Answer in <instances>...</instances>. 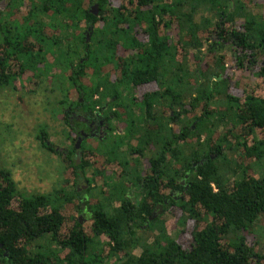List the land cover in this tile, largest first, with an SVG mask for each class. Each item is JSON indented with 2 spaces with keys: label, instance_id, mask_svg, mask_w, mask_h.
Returning <instances> with one entry per match:
<instances>
[{
  "label": "trees",
  "instance_id": "16d2710c",
  "mask_svg": "<svg viewBox=\"0 0 264 264\" xmlns=\"http://www.w3.org/2000/svg\"><path fill=\"white\" fill-rule=\"evenodd\" d=\"M94 2L97 17L86 0L26 6L25 28L29 16L50 17L42 26L52 29L57 68L37 66L47 56L42 27L29 30L35 40H21L13 36L18 22L0 19V91L15 90L30 70L47 97L58 93L50 113L61 131L43 123L34 139L64 172L49 192L27 195L0 166V264H264L251 237L264 229V173H254L264 168V15L241 0ZM79 13L93 31L88 43L78 38L80 51L75 42L65 52L62 29L78 30ZM236 71L250 80L234 79ZM96 109L120 134L108 130L96 148L88 137L76 150L86 126L71 116ZM146 150L152 170L142 177ZM156 205L162 211L152 217ZM84 208L89 231L79 219ZM168 211L182 227L174 236L162 221ZM151 226L159 233L136 247L137 232Z\"/></svg>",
  "mask_w": 264,
  "mask_h": 264
},
{
  "label": "rangeland",
  "instance_id": "374dc122",
  "mask_svg": "<svg viewBox=\"0 0 264 264\" xmlns=\"http://www.w3.org/2000/svg\"><path fill=\"white\" fill-rule=\"evenodd\" d=\"M250 9H254L251 13H258L264 15V0H241ZM254 4V5H253ZM256 5V6H255ZM264 20V17H263ZM53 71L50 69L47 75H52ZM242 77L243 80H250V76L246 73L234 72L233 78L237 76ZM37 77V71L27 70L22 77L17 79L15 90L7 88L0 91V166L9 168L12 173V178L16 182L17 187L25 192L24 194L31 195L36 193H46L54 188L58 182L63 180L64 175L60 172V161L54 155H47L40 151L37 141L34 139L37 129L43 125L48 124L49 132H53L55 128L58 133L61 131L59 117L53 118L51 115L53 98L59 97L58 93L46 96L47 94L38 86L41 82ZM240 79V78H239ZM45 81V80H44ZM47 81L44 82V84ZM47 85V84H46ZM43 86V84H42ZM44 94V99H42ZM46 102L48 105L46 106ZM224 128H220V132H224ZM50 139L55 144L64 149L68 147V142L60 135L52 134ZM86 145L94 148V139L86 140ZM62 171V170H61ZM255 176L264 173V168H257ZM98 187V186H97ZM95 195H97L95 193ZM16 205V203H13ZM71 212L76 209L74 205H69ZM85 210V208H84ZM78 216V214L76 213ZM80 215V214H79ZM82 226L89 231L91 222L89 220L90 213L82 214ZM179 219L171 212L165 215L162 220L166 232L171 236L182 229ZM161 221V222H162ZM158 222L156 226L162 227V223ZM189 223V221H188ZM149 227L146 230L137 232L135 239V246L138 247L146 239H152L157 235L158 228ZM253 234V235H252ZM186 233H179L178 237L181 240L186 239ZM255 249L258 252L264 251V229L255 227L251 233ZM106 239L103 237V240ZM102 242V243H103ZM105 254L108 250L103 247ZM134 255H138L140 249L135 248ZM108 264H114V258L108 260Z\"/></svg>",
  "mask_w": 264,
  "mask_h": 264
},
{
  "label": "flooded vegetation",
  "instance_id": "af4514ba",
  "mask_svg": "<svg viewBox=\"0 0 264 264\" xmlns=\"http://www.w3.org/2000/svg\"><path fill=\"white\" fill-rule=\"evenodd\" d=\"M33 1H36V0H33ZM86 1L88 3V5H87L88 11L92 12L93 6L96 5L94 0H86ZM19 2H22L23 6H21L20 8L13 7L12 12H11V8L10 9L8 8L9 5L12 4L14 6L16 4H19ZM30 2H31V0H0V19H2V22H4L5 18H7V20H5V21L9 24H14L15 22H18L17 27H15L16 29H14L17 31H15L13 36L17 39L21 38V40H27V41H28V39L35 40V38L33 36L29 35V30L32 28L37 29L39 27L40 28L42 27L43 33L41 34V36L43 38L41 36H38V37H39V40L45 39V42L43 45L44 46L43 50H45V52H47V56L44 60V63H39L37 66H42L44 64V65L48 66L49 68H51V67L57 68L58 65L54 60L53 54H56V49L58 48V46L54 45V47L51 48V50L48 49L51 38L53 37L52 29H50L48 27L43 28V26H42V25L45 26L46 23L50 22V17L49 16L47 17L45 15H41L40 13L35 14V16H37L36 19L29 16V20L27 22L30 25L29 28H25L24 27L25 23L21 22L23 16H25L23 12L27 10V7H28L27 5ZM20 15L22 16L21 18H20ZM77 15L79 18L76 19V21L74 22V25L75 26L77 25L79 27L78 30H77V27H68V25H66L64 27V29H62V34H61L60 40L62 42L61 43L62 48L65 52L67 51V49L71 50V48L75 47L74 46L75 42H76L77 50L80 51L81 44L77 43L78 38L81 36V37L85 38V42L88 43L89 38L91 36V33L93 31V24L94 23L91 24L88 20L85 21L82 18V15L80 13ZM93 15L95 17H97L98 13H96V15L95 14H93ZM41 18H43V20ZM67 23L68 22H66V24ZM97 23L95 22V24H97ZM68 24L71 25V23H68ZM36 25H38V26H36ZM32 26H34V27H32ZM84 28L86 30H84ZM0 37H1V39H3L4 34L0 33ZM15 41L16 40H14V42ZM51 47H52V44H51ZM79 57L82 58V55H79ZM49 76H51V75H49ZM72 117H75L76 120L84 123L86 126V127L80 128L78 130L79 135H78L77 139L83 140V139H88V137H91L90 139L98 140V139H101L102 137H104L108 130L110 131V134L113 138H116L115 136L117 134H120L121 129L117 127L116 120L113 118L110 121V125H109L107 123L105 117L97 109L94 111L93 116H90V115L83 113V114L72 115L71 118ZM71 118H70V120H71ZM95 145H96L95 146V148H96L98 146L97 142H95ZM149 149H152V147H150ZM148 150L144 151V153L146 152L145 158H144V156H143V158H141V174H142V177L150 175L151 170H152L151 165H150V163L146 157ZM180 183L184 184V182H182V181ZM85 187H86V184L83 180H80L76 185V188L79 190H85ZM154 211H156V212L154 213L153 217L160 214V212L162 211L161 205H156L154 207ZM86 212L87 211L85 209L82 211V214H86ZM79 219H81V221L84 220V218L81 216V214L79 215Z\"/></svg>",
  "mask_w": 264,
  "mask_h": 264
},
{
  "label": "water",
  "instance_id": "95a60500",
  "mask_svg": "<svg viewBox=\"0 0 264 264\" xmlns=\"http://www.w3.org/2000/svg\"><path fill=\"white\" fill-rule=\"evenodd\" d=\"M96 11H97V6L94 5L93 8H92V13L96 15V13H97ZM81 141H82V140H80V139H78V140L76 141L75 146H74L76 150H79V148H80V144H81ZM80 156H81V153L78 151V152L76 153V155H75V157L77 158V163L80 162ZM152 217H153V216H152ZM152 217H150L149 219H152ZM80 223H81V222H80Z\"/></svg>",
  "mask_w": 264,
  "mask_h": 264
}]
</instances>
